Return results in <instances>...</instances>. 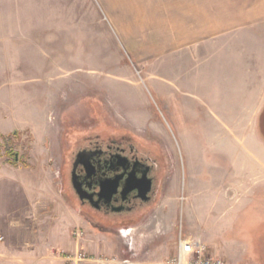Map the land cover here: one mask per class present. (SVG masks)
<instances>
[{
	"label": "rangeland",
	"instance_id": "rangeland-1",
	"mask_svg": "<svg viewBox=\"0 0 264 264\" xmlns=\"http://www.w3.org/2000/svg\"><path fill=\"white\" fill-rule=\"evenodd\" d=\"M205 1L186 0L166 14L141 0H0V160L28 182L30 232L53 243L60 259L81 252L97 264H164L182 234L228 264H264V225L228 233L220 202L206 200V185L222 176L211 174L222 163L214 148L227 143L207 131L212 119L189 87L202 69L213 71L217 87L238 77L239 64L264 66V56L254 57L264 54V23L214 40L200 63L196 46L177 52L173 33L219 11ZM237 1L227 0L228 15L241 12ZM257 123L264 141V109ZM98 135L126 136L160 165L158 200L126 228L97 232L70 199L72 156Z\"/></svg>",
	"mask_w": 264,
	"mask_h": 264
},
{
	"label": "crops",
	"instance_id": "crops-1",
	"mask_svg": "<svg viewBox=\"0 0 264 264\" xmlns=\"http://www.w3.org/2000/svg\"><path fill=\"white\" fill-rule=\"evenodd\" d=\"M141 1L157 2L158 4H153L152 7L162 9L163 13H166L169 7L177 8L178 5L186 2V0ZM205 2V9L219 11L215 13L207 11L206 16L199 20L200 24L195 30L190 23L188 29L181 25L177 31H174L178 53L188 51L190 46V48L196 46L198 56L202 59L209 51L208 45L214 40L232 33L242 35L264 23V12L260 11L258 15L255 12L249 15L246 13V9L249 8L264 9L261 2L254 0L247 3L246 0H238L233 7L241 12L236 16L226 13L228 9H232L227 0ZM134 3L139 4L140 0H134ZM194 19L198 20V18ZM190 22H193L192 17ZM256 52L254 57L264 56L263 52ZM210 56L212 57L213 54ZM201 59L200 63L204 61ZM261 61L262 59L260 64ZM205 65L208 67L207 62ZM203 71L204 69L197 74L199 82H195V86H189L195 89L191 93L195 99L193 96L191 99L205 108V113L208 112L212 120H217L216 125L210 120L206 126L207 131L216 132L227 143L221 149L214 148L216 153L221 154L222 163L211 165L213 170L211 174H222V176L214 177L213 184L206 185V200L211 199L212 203L209 204L211 207L219 206L220 202L222 220L226 221L227 218L229 220L226 232L244 233L247 229L245 227L253 224L264 225V141L259 134L257 123L264 109V80L250 83L247 81L250 77L246 79V74L264 73V66L256 70L250 66L247 68L245 64H239L234 72L230 69L224 71L227 74H230V71L236 72L238 77L231 75L227 81H223L222 85L217 87L214 85L213 71L208 73L207 70L204 74ZM252 88L254 90L250 92ZM233 90L236 91L235 95L229 97L230 91ZM195 110L197 112L196 107ZM183 115L185 116L186 113ZM196 117L197 115L195 119ZM247 120H254V125L249 124L248 127L245 123L248 122ZM219 169L221 173L217 172ZM27 183L21 177L15 176L13 166L0 160V239L3 238L0 240V264H70L66 257L60 259L54 254L56 250L53 243L47 244L44 240H39L36 233L30 232L29 217L34 213L29 208L31 199ZM96 236L91 235L90 238ZM87 264L97 263L90 259Z\"/></svg>",
	"mask_w": 264,
	"mask_h": 264
},
{
	"label": "flooded vegetation",
	"instance_id": "flooded-vegetation-1",
	"mask_svg": "<svg viewBox=\"0 0 264 264\" xmlns=\"http://www.w3.org/2000/svg\"><path fill=\"white\" fill-rule=\"evenodd\" d=\"M85 142L70 163L71 202L94 230L129 227L158 200L159 163L126 136L98 135Z\"/></svg>",
	"mask_w": 264,
	"mask_h": 264
},
{
	"label": "built area",
	"instance_id": "built-area-1",
	"mask_svg": "<svg viewBox=\"0 0 264 264\" xmlns=\"http://www.w3.org/2000/svg\"><path fill=\"white\" fill-rule=\"evenodd\" d=\"M70 264H87L86 254L77 252L66 257ZM164 264H228L221 258L215 257L210 248L201 239L179 236L176 252Z\"/></svg>",
	"mask_w": 264,
	"mask_h": 264
},
{
	"label": "trees",
	"instance_id": "trees-1",
	"mask_svg": "<svg viewBox=\"0 0 264 264\" xmlns=\"http://www.w3.org/2000/svg\"><path fill=\"white\" fill-rule=\"evenodd\" d=\"M263 136H264V133H263ZM15 156H16V155H14V158H13L14 163H15V161H16ZM15 164H16V163H15Z\"/></svg>",
	"mask_w": 264,
	"mask_h": 264
}]
</instances>
